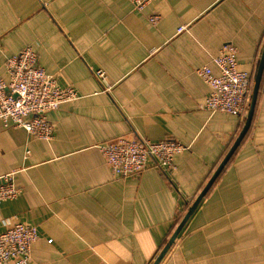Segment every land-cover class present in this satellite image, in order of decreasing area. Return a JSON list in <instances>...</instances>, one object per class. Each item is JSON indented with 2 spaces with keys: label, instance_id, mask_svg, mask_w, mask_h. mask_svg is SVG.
Listing matches in <instances>:
<instances>
[{
  "label": "crops",
  "instance_id": "obj_1",
  "mask_svg": "<svg viewBox=\"0 0 264 264\" xmlns=\"http://www.w3.org/2000/svg\"><path fill=\"white\" fill-rule=\"evenodd\" d=\"M226 44L254 77L264 0H160L143 11L129 0H0V79L32 47L80 96L48 113L51 140L0 121V177L14 173L22 189L0 203V233L38 229L29 264H154L245 124L204 108L210 90L196 70L219 74L213 58ZM118 138L189 149L173 171L152 159L122 179L100 149ZM160 264H264V76L249 131Z\"/></svg>",
  "mask_w": 264,
  "mask_h": 264
},
{
  "label": "built area",
  "instance_id": "obj_2",
  "mask_svg": "<svg viewBox=\"0 0 264 264\" xmlns=\"http://www.w3.org/2000/svg\"><path fill=\"white\" fill-rule=\"evenodd\" d=\"M135 10L143 11L151 3L160 0H129ZM159 15L149 18L151 24L160 21ZM185 28L179 29L182 32ZM238 50L232 44L224 45L213 58L219 70L215 74L210 66L196 70L209 87L204 108L209 112L245 116L250 103L253 76L239 68ZM8 80L0 79V121L6 127L23 128L34 138L51 140L54 128L48 119L49 112L80 98L72 87H61L56 78L39 65L38 55L32 47H26L10 57L6 63ZM96 77L109 90L106 72L97 70ZM113 171L122 179L135 177L148 169L155 160L162 169L175 170L174 159L189 149L175 140L152 142L118 138L100 147ZM22 189L14 182V173L0 177V203L18 198ZM35 226L15 222L0 233V263L29 264L32 246L39 240Z\"/></svg>",
  "mask_w": 264,
  "mask_h": 264
},
{
  "label": "water",
  "instance_id": "obj_3",
  "mask_svg": "<svg viewBox=\"0 0 264 264\" xmlns=\"http://www.w3.org/2000/svg\"><path fill=\"white\" fill-rule=\"evenodd\" d=\"M263 76H264V47L262 49L261 57L258 61V64L256 67V72H255L254 77H253L252 92H251V96H250V103L248 106V111H247L246 118H245V124H244L238 138L234 142L233 146L231 147V149L229 150V152L225 156V158L222 161V163L220 164V166L217 168L216 172L213 174L212 178L209 180L206 187L202 190V192L196 198L194 203L190 206L188 212L186 213L184 218L181 220L180 224L177 226V228L173 232L172 236L170 237V240L168 241L166 246L163 248L162 252L159 254V256L156 259V261L154 262V264H160L162 262L164 257L167 255V253L171 249V247L174 245V243L179 238L180 234L182 233V231L186 227V225H187L188 221L190 220V218L192 217V215L195 213V211L199 207L202 200L205 198L206 194L208 193V191L210 190L212 185L215 183L218 176L221 174V172L223 171V169L225 168V166L227 165V163L229 162L231 157L236 152V150L239 147V145L241 144L242 140L245 138L247 132L250 129V126H251V123L253 120V116H254L256 103H257V99H258V94L260 91Z\"/></svg>",
  "mask_w": 264,
  "mask_h": 264
},
{
  "label": "trees",
  "instance_id": "obj_4",
  "mask_svg": "<svg viewBox=\"0 0 264 264\" xmlns=\"http://www.w3.org/2000/svg\"><path fill=\"white\" fill-rule=\"evenodd\" d=\"M181 218H179L178 220H180Z\"/></svg>",
  "mask_w": 264,
  "mask_h": 264
}]
</instances>
